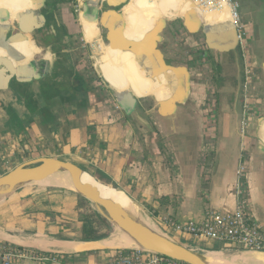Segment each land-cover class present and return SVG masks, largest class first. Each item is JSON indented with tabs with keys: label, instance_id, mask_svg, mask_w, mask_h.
<instances>
[{
	"label": "crops",
	"instance_id": "obj_1",
	"mask_svg": "<svg viewBox=\"0 0 264 264\" xmlns=\"http://www.w3.org/2000/svg\"><path fill=\"white\" fill-rule=\"evenodd\" d=\"M70 1L0 0V177L43 158L72 164L187 246L254 252L181 236L166 220L235 210L243 163L252 219L264 231V0H238L253 65L245 134L244 58L228 14L205 16L192 0H79L76 18ZM102 23L133 39L164 23L156 56L115 48ZM81 44L100 49L105 85L84 71ZM160 61L172 72L153 80ZM85 210L70 190L23 187L0 198V243L54 259L19 264H113L120 248L105 243L116 231L82 241Z\"/></svg>",
	"mask_w": 264,
	"mask_h": 264
},
{
	"label": "built area",
	"instance_id": "obj_2",
	"mask_svg": "<svg viewBox=\"0 0 264 264\" xmlns=\"http://www.w3.org/2000/svg\"><path fill=\"white\" fill-rule=\"evenodd\" d=\"M100 1V0H98ZM196 9L207 16L228 14L236 28V37L243 51L244 58V96L242 133L248 129V122L253 117V96L251 86L253 83V65L249 53V32L240 13L238 0H192ZM245 164H240L238 180L235 185L237 205L235 210H208L201 222L181 224L171 219L166 225L176 234L191 236L195 239L219 242L231 246H238L247 251L264 253V231L252 219V208L245 188ZM54 259L46 258L36 250L10 247L0 243V263L19 264L23 261L47 263ZM113 264H183L154 252L143 250H119Z\"/></svg>",
	"mask_w": 264,
	"mask_h": 264
},
{
	"label": "water",
	"instance_id": "obj_3",
	"mask_svg": "<svg viewBox=\"0 0 264 264\" xmlns=\"http://www.w3.org/2000/svg\"><path fill=\"white\" fill-rule=\"evenodd\" d=\"M119 2H122V0H112V2L108 0L110 5H116ZM163 24L161 23L157 27L156 33L153 35L150 33L144 39H133L127 37L123 31L116 32L113 24L109 26L107 34L108 42L110 44L114 43L115 48L123 50L125 53L131 52L132 54H136L144 50L147 54L156 56V43L160 41L158 33L161 32ZM160 65L158 72L152 75L153 80H158L161 76L172 72L161 61ZM61 173H68L70 175L74 190H67L87 200L112 225L113 232L120 229L140 250L158 253L183 264H210L206 255L207 251L192 249L173 238L170 234L156 228L151 221L150 223L155 229L150 227L141 218L133 215L121 204L108 197L104 193L105 189L103 186L105 185L100 186V183L96 179H94L95 181L88 180L85 176L87 172L72 164H65L51 158H43L34 165L19 166L0 177V198L26 186L42 185L46 180ZM142 217L147 218L145 215H142ZM120 250L130 249L120 248Z\"/></svg>",
	"mask_w": 264,
	"mask_h": 264
},
{
	"label": "bare ground",
	"instance_id": "obj_4",
	"mask_svg": "<svg viewBox=\"0 0 264 264\" xmlns=\"http://www.w3.org/2000/svg\"><path fill=\"white\" fill-rule=\"evenodd\" d=\"M111 2H112V0H111ZM165 11H167V10H165ZM25 166H30V164H27ZM89 179H91V178H88V180ZM91 180L95 181L93 179H91ZM43 184L51 185V186L57 187V188H66V189L74 190V188L72 186V183H71V178H70L69 174L68 175H64V176L63 175H55V176L51 177L50 179L46 180L45 182H43ZM100 186H102V185L100 184ZM103 188L105 189L104 193L108 197L113 199L115 202L121 204L125 209H127V211H129L133 215L141 218L144 221V223H146L147 225H149L150 227L155 229V227L152 226V224L150 223V220H148L147 218L145 219V218L142 217V214L139 212L136 204L133 203L131 201V199H129L123 192L109 190V189H107L104 186H103ZM124 235L125 234L122 231H120V229H117L116 232L113 234V236H111L106 241L105 244L109 248H126V249L140 250L139 247L134 245L133 242L130 239H127L125 241H121V239H122L121 236H124ZM207 257H208V260H209L210 264H264V254L263 253H259V252H255V251L251 252V253L240 254V256H238V255L226 256L221 251L220 252H215L214 251V252H210L207 255Z\"/></svg>",
	"mask_w": 264,
	"mask_h": 264
},
{
	"label": "rangeland",
	"instance_id": "obj_5",
	"mask_svg": "<svg viewBox=\"0 0 264 264\" xmlns=\"http://www.w3.org/2000/svg\"><path fill=\"white\" fill-rule=\"evenodd\" d=\"M70 3H71V6L70 7L72 9V13H74L75 17L77 18L81 14L80 13L81 3H80L79 0H71ZM183 16L184 15H179L176 18L169 19V21L170 20H176V19H178L180 17H183ZM163 19H165V18H163ZM113 21H114V19H113ZM176 22H178V21H176ZM110 24H111V22H110ZM102 27H103L102 28L103 33L105 35H107L108 32H109L108 24H103L102 23ZM107 43H109V42H107ZM80 46H81L80 48L82 49V52L84 53L82 55V57H84V58H83L82 63H81L82 66H83L84 71L86 72V74L91 75V77L93 79H95V80L97 79V81H100L101 84L105 85L106 83L104 84V82H105L104 79L101 78L102 77V75H101L102 72H101V68H100V58H101V51H100V49L98 47H92V46L89 47V48H87V49H85V47L84 48L82 47V44ZM121 238H122L121 241H125V240L129 239L126 235L121 236ZM189 247H192V249L199 251L198 248H194L193 246H190V245H189ZM220 251L223 252L226 256L236 255L235 253H231V252H227V251H223V250H220ZM220 251H215V252H220ZM210 252H214V251H210L209 250V252H207L206 255H208ZM238 256H240V255H238Z\"/></svg>",
	"mask_w": 264,
	"mask_h": 264
},
{
	"label": "trees",
	"instance_id": "obj_6",
	"mask_svg": "<svg viewBox=\"0 0 264 264\" xmlns=\"http://www.w3.org/2000/svg\"><path fill=\"white\" fill-rule=\"evenodd\" d=\"M111 45H108L109 48ZM119 59H121L119 57ZM86 210L79 214V221L82 223V241L95 242L110 237L114 231L112 225L103 218L97 211H95L89 202L83 199ZM214 249L213 251H219Z\"/></svg>",
	"mask_w": 264,
	"mask_h": 264
}]
</instances>
